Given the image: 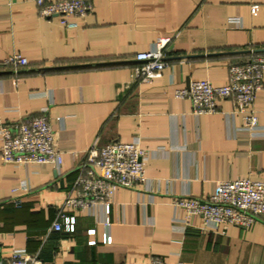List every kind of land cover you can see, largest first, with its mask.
Here are the masks:
<instances>
[{"label":"crops","instance_id":"obj_1","mask_svg":"<svg viewBox=\"0 0 264 264\" xmlns=\"http://www.w3.org/2000/svg\"><path fill=\"white\" fill-rule=\"evenodd\" d=\"M87 1L91 11L67 27L59 15L41 17L35 0H0V124L47 108L63 151L59 167L0 158V262L25 249L41 264H151L153 256L264 264V218L248 228H204L200 215L174 203L182 195L206 199L221 180H264V83L254 131L235 95L202 113L176 96L198 79L225 85L232 64L264 57V0ZM161 37H172L162 75L137 79L136 54ZM15 53L28 59L18 71L4 63ZM114 141L146 149V180L117 187L109 211L102 203L68 211L74 231L55 229L78 160L92 144Z\"/></svg>","mask_w":264,"mask_h":264},{"label":"built area","instance_id":"obj_2","mask_svg":"<svg viewBox=\"0 0 264 264\" xmlns=\"http://www.w3.org/2000/svg\"><path fill=\"white\" fill-rule=\"evenodd\" d=\"M38 14L43 17L59 15L67 27H75L92 9L87 0H35ZM257 6L252 10L255 12ZM172 37H161L156 48L138 52L135 56V77L150 80L162 75L167 66L165 48ZM5 64L15 71L28 65V59L20 53L7 57ZM264 83V57L255 55L243 63L229 67V80L225 85H215L209 79H198L189 87L176 90V96L191 99L196 113L213 112L218 109L217 100L235 95L237 110L244 113L245 126L250 130L258 127V116L253 108L257 92ZM0 158L4 162L25 165L30 163H50L61 166L63 151L56 143L55 131L51 126L48 110L33 118H27L17 125L0 124ZM85 157L78 160V176L72 192L68 193L59 210L53 227L57 230L74 231L76 217L68 211L105 204L109 211V199L119 187H135L146 180L148 152L139 142L114 141L103 146L92 144ZM77 157L75 156V159ZM174 203L188 215L197 214L203 219L204 228L223 230L235 225L250 227L258 219L264 218V180L250 177L221 180L216 191L202 199L190 195L178 196ZM20 204V201H17ZM90 231H94L91 229ZM112 238L106 235L105 241ZM90 244L95 241H90ZM0 264H41L36 255L25 249H15L8 263ZM151 264H169L160 256H153ZM174 264H189L178 260Z\"/></svg>","mask_w":264,"mask_h":264}]
</instances>
